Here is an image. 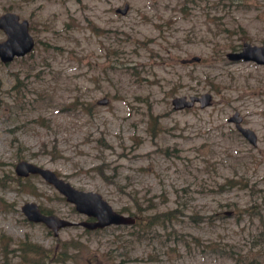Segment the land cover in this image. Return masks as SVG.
Listing matches in <instances>:
<instances>
[{"label": "rangeland", "instance_id": "374dc122", "mask_svg": "<svg viewBox=\"0 0 264 264\" xmlns=\"http://www.w3.org/2000/svg\"><path fill=\"white\" fill-rule=\"evenodd\" d=\"M9 10L36 47L0 60V264H264V65L226 56L264 45V0H0ZM206 92L208 107H173ZM20 160L125 214L179 215L55 236L23 204L86 216L40 175L17 176Z\"/></svg>", "mask_w": 264, "mask_h": 264}, {"label": "water", "instance_id": "95a60500", "mask_svg": "<svg viewBox=\"0 0 264 264\" xmlns=\"http://www.w3.org/2000/svg\"><path fill=\"white\" fill-rule=\"evenodd\" d=\"M119 10L125 13L128 10V5H126L124 9ZM0 27L4 28L8 34L7 40L0 42V56L4 61H10L15 55H23L33 48L34 39L29 34L27 20L20 22L17 14L7 12L0 17ZM229 56L233 59L244 57L246 59L252 58L259 62H264V46H251L250 44H246L242 52L230 53ZM195 100H201L202 106H205L210 103L211 95L206 93L201 97L191 96L190 99H187L186 96L175 97L173 99V104L175 108L181 109L193 106ZM230 119L238 123L237 127L252 143H257L256 133L252 129L243 127L239 124L242 117L239 116L238 113ZM16 171L20 175H28L30 172L41 173L46 179L54 183L64 192L69 200L75 202L78 210L97 216L99 220L96 222H83L90 228L104 226L110 223H128L134 221L133 218L115 211L99 193L78 190L64 179L58 177V175L50 169L42 168L26 160H22L17 163ZM23 211L32 220L46 222L54 228L56 234L60 227L72 224V222L55 215H46L42 213L38 205L33 202H28L23 205Z\"/></svg>", "mask_w": 264, "mask_h": 264}, {"label": "trees", "instance_id": "16d2710c", "mask_svg": "<svg viewBox=\"0 0 264 264\" xmlns=\"http://www.w3.org/2000/svg\"><path fill=\"white\" fill-rule=\"evenodd\" d=\"M170 214H172V215H170ZM178 215H179L178 210H172L170 212H166L163 214L156 213L151 217H147L146 221H145V219H143L142 223L146 222L148 225H150L151 223H154V224L167 223L168 221H174L175 219H177ZM30 246L35 247L36 249H39V247H40V245H37V244H30ZM40 249H41L40 251H38V250L35 251L38 256L41 255V252L45 253L47 251V249H45L43 247ZM54 254H55V251L53 250L52 254L47 252L45 255L49 256V255H54Z\"/></svg>", "mask_w": 264, "mask_h": 264}]
</instances>
